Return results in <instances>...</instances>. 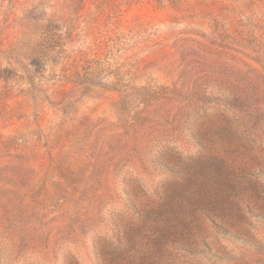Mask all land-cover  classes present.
I'll list each match as a JSON object with an SVG mask.
<instances>
[{
	"label": "rangeland",
	"instance_id": "374dc122",
	"mask_svg": "<svg viewBox=\"0 0 264 264\" xmlns=\"http://www.w3.org/2000/svg\"><path fill=\"white\" fill-rule=\"evenodd\" d=\"M0 264H264V0H0Z\"/></svg>",
	"mask_w": 264,
	"mask_h": 264
}]
</instances>
